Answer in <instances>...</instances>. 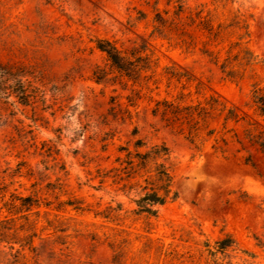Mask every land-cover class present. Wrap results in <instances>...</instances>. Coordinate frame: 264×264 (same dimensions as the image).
Returning a JSON list of instances; mask_svg holds the SVG:
<instances>
[{"label": "rangeland", "instance_id": "rangeland-1", "mask_svg": "<svg viewBox=\"0 0 264 264\" xmlns=\"http://www.w3.org/2000/svg\"><path fill=\"white\" fill-rule=\"evenodd\" d=\"M256 89L264 0H0V264H264Z\"/></svg>", "mask_w": 264, "mask_h": 264}, {"label": "trees", "instance_id": "trees-1", "mask_svg": "<svg viewBox=\"0 0 264 264\" xmlns=\"http://www.w3.org/2000/svg\"><path fill=\"white\" fill-rule=\"evenodd\" d=\"M97 48L102 51L107 59L110 61V63L116 67L119 70H125L124 64L122 62V57L120 56V53L118 50L108 41H98L97 42ZM19 98L24 102L27 98V95L25 92H20ZM252 103L255 108V112L258 117L262 118L264 123V96L260 93L259 89L254 90L252 95ZM225 120H233L235 123L239 122L240 120H243L242 117L237 116L233 110H228L227 115L224 118ZM259 125V123H256ZM248 125H252L251 123H248ZM257 146H259L261 152L264 154V132L259 131V135L257 136L256 141ZM141 144L139 141L135 143V147H140ZM128 155H130L128 153ZM168 155L167 149L164 146H151L146 150L145 152H136L132 157L128 158L126 161L127 165L133 166L135 163V166L138 168H145L148 163L153 162L155 165V176L156 181L158 182V190L153 191L150 193L143 194L137 201L136 205L138 207V211L140 212H146L151 213L153 212L152 207L156 204H163L165 200L168 197L169 194V186L171 183V176L169 172L167 171L164 161L166 160ZM135 159V160H133ZM159 190L162 191L161 194H159ZM20 201V207L25 208L28 210L32 206H36L34 203V200H32L30 197L25 198H18ZM223 246H221L222 248Z\"/></svg>", "mask_w": 264, "mask_h": 264}]
</instances>
